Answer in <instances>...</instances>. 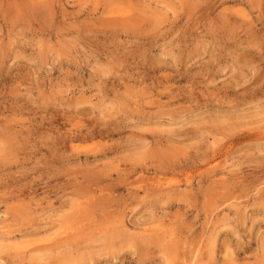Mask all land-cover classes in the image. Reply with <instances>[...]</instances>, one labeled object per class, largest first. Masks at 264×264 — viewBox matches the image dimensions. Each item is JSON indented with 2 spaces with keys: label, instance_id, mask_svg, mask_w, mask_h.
I'll list each match as a JSON object with an SVG mask.
<instances>
[{
  "label": "rangeland",
  "instance_id": "obj_1",
  "mask_svg": "<svg viewBox=\"0 0 264 264\" xmlns=\"http://www.w3.org/2000/svg\"><path fill=\"white\" fill-rule=\"evenodd\" d=\"M0 264H264V0H0Z\"/></svg>",
  "mask_w": 264,
  "mask_h": 264
}]
</instances>
